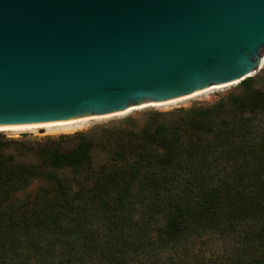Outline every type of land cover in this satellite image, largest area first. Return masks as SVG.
Listing matches in <instances>:
<instances>
[{
	"label": "trees",
	"instance_id": "16d2710c",
	"mask_svg": "<svg viewBox=\"0 0 264 264\" xmlns=\"http://www.w3.org/2000/svg\"><path fill=\"white\" fill-rule=\"evenodd\" d=\"M153 115L117 136L0 134V264H264V87Z\"/></svg>",
	"mask_w": 264,
	"mask_h": 264
},
{
	"label": "water",
	"instance_id": "95a60500",
	"mask_svg": "<svg viewBox=\"0 0 264 264\" xmlns=\"http://www.w3.org/2000/svg\"><path fill=\"white\" fill-rule=\"evenodd\" d=\"M264 64V0H0V132L204 97Z\"/></svg>",
	"mask_w": 264,
	"mask_h": 264
},
{
	"label": "rangeland",
	"instance_id": "374dc122",
	"mask_svg": "<svg viewBox=\"0 0 264 264\" xmlns=\"http://www.w3.org/2000/svg\"><path fill=\"white\" fill-rule=\"evenodd\" d=\"M264 64L262 68L253 76L256 79V86L258 88L264 87ZM236 87L229 88L223 91L212 88L204 97H192L186 103L181 104L179 102L157 105L152 107H146L141 109L131 110L124 118L120 116H113L103 119H97L87 122H81L71 127H57L51 129H44L34 132H0L1 135H5L10 138L27 139L32 142L43 141L46 138H59L64 135H71L77 132H86L89 135H99L102 132L107 134H114L115 136L122 134L125 129H133L140 131L147 123H149L156 112H170L175 111L178 108H190L200 104H212L227 95ZM54 131V132H53ZM63 148H70L73 146L72 140L59 141ZM96 164L103 162L104 153L97 151L93 154ZM107 160V159H106ZM33 188L36 189V185H40L41 182H36ZM36 190H33L35 192Z\"/></svg>",
	"mask_w": 264,
	"mask_h": 264
},
{
	"label": "bare ground",
	"instance_id": "6f19581e",
	"mask_svg": "<svg viewBox=\"0 0 264 264\" xmlns=\"http://www.w3.org/2000/svg\"><path fill=\"white\" fill-rule=\"evenodd\" d=\"M76 124H78V123H76ZM76 124H71V125H66V126H60V127H71V126H74V125H76ZM55 128H57V127H55ZM51 129V128H50ZM54 132V131H53Z\"/></svg>",
	"mask_w": 264,
	"mask_h": 264
}]
</instances>
